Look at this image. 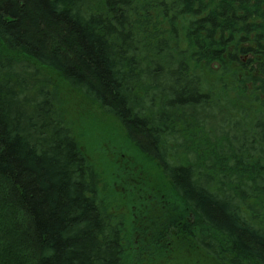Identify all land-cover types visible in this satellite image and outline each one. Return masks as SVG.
<instances>
[{"label":"trees","instance_id":"16d2710c","mask_svg":"<svg viewBox=\"0 0 264 264\" xmlns=\"http://www.w3.org/2000/svg\"><path fill=\"white\" fill-rule=\"evenodd\" d=\"M0 43L24 55L0 56V264H123V222L102 208L45 67L116 119L181 200L174 230L220 263L264 264L251 206H264V117L217 99L264 91V0H0Z\"/></svg>","mask_w":264,"mask_h":264},{"label":"rangeland","instance_id":"374dc122","mask_svg":"<svg viewBox=\"0 0 264 264\" xmlns=\"http://www.w3.org/2000/svg\"><path fill=\"white\" fill-rule=\"evenodd\" d=\"M246 45L252 46L247 42L239 47ZM230 48L231 52H234V49ZM254 55L250 52L242 56L241 60L247 63L249 59H255ZM0 56L20 60L24 58L19 52L9 51L2 43ZM235 64L233 68L236 67ZM248 68L250 72L255 73L252 66ZM211 69L219 71L215 64ZM196 70L209 84L220 82L216 79L217 73L203 70V66ZM42 77L48 87L56 90L59 98L57 106L75 131L81 149L97 165L101 175L99 198L102 208L114 220L123 222V264H227L225 260L220 263L212 256L210 258L208 253L192 244L188 235L183 234L181 230H174L173 222L184 205L179 198L173 199L169 196L164 182L159 178L160 174L136 151L118 121L106 115L93 100L71 87L52 70L43 68ZM228 81L234 83L231 78ZM216 90L218 88H215ZM237 95L234 91H226L217 95V99L222 102L224 99L233 101L238 107L236 111L243 113V116L239 115L242 119L264 117L261 101L264 99V91H257L250 84L246 92L241 93L239 90ZM181 127L184 136L198 144L197 129L188 127L186 123ZM262 195L264 201V193ZM253 204L256 211H260L256 212L257 215H264L261 202L259 204L253 199L251 206ZM199 223V231H195L206 235L207 229Z\"/></svg>","mask_w":264,"mask_h":264}]
</instances>
